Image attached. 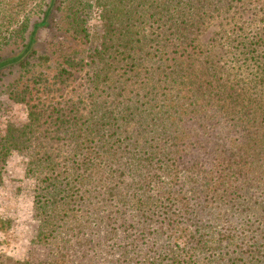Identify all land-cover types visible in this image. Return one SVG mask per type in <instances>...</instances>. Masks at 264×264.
<instances>
[{"label":"trees","instance_id":"16d2710c","mask_svg":"<svg viewBox=\"0 0 264 264\" xmlns=\"http://www.w3.org/2000/svg\"><path fill=\"white\" fill-rule=\"evenodd\" d=\"M109 1L114 5L105 1L107 33L97 50L104 63L100 72L112 85L124 78L123 87L116 88L126 94L127 86H135L139 96L128 100L122 96L117 103L123 105L122 115L116 112L108 118L112 131L94 142L98 150L91 151L99 159L120 154L130 160L115 169L111 165L118 159L102 166L105 169L96 164L84 173L100 174L95 181H106L105 196L121 208L131 206L135 215L125 220L113 211L103 223L109 229L107 237H95V231L82 226L75 232V243L84 242L93 250L110 243L108 264H196V252L214 240L236 243L241 249L239 260L264 264V68L247 82L232 83L216 61L207 56L208 61L199 60L203 53L198 36L222 0H159L161 11L152 1L150 12L144 11L149 8L147 0ZM116 5H129L130 10L117 14ZM162 15L172 19L169 38L163 39L162 33L153 39L143 35L149 20ZM165 25L157 24L155 30L161 32ZM101 118L92 113L83 122L75 121V155L90 137L84 132ZM135 118L140 140L124 136L123 128ZM22 129L26 126L11 125L0 138V160L18 149L17 133ZM102 148L105 152L100 154ZM50 159L46 153L33 158L47 161L51 173L36 198L41 217L38 237L43 239L56 231L50 228V219L70 186L61 182ZM33 160L31 169H43ZM82 174H75L81 178L79 184L85 180ZM150 187L156 192L150 194ZM155 211L160 219L146 215ZM115 216L120 226L128 224L124 241H116L112 234ZM213 227L217 229L211 234ZM87 230L90 233L84 234ZM161 239L166 246L158 245Z\"/></svg>","mask_w":264,"mask_h":264},{"label":"rangeland","instance_id":"374dc122","mask_svg":"<svg viewBox=\"0 0 264 264\" xmlns=\"http://www.w3.org/2000/svg\"><path fill=\"white\" fill-rule=\"evenodd\" d=\"M105 1L0 0V138L11 125L15 129L26 126L17 133L21 136L16 141L18 149H11L0 160V264H108L109 255L112 258L110 243L93 250L84 242L75 243V232L89 226L95 231V237H107L109 229L103 223L113 211L125 220L135 215L131 206L121 208L105 196L106 181H95L100 174L95 177L90 170L84 173L87 167L96 164L105 169L102 166L118 159L116 165H111L115 169L130 160L120 154L116 159L104 156L99 159L92 152L98 150L94 142L112 131L108 118L116 112L122 115L123 105L117 103L125 97L128 100L139 96L135 86H127L126 94L116 88L123 87L124 78L119 79L118 85H112L105 73L100 72L104 63L97 50L102 49L99 46L107 33ZM152 1L154 7L158 4L157 11H161L159 0H147L149 8L144 11L150 12ZM217 3V11L198 36L203 53L199 60L208 61L209 57L216 61L223 76L232 83L247 82L264 68V0ZM107 4L114 5L109 0ZM117 7L119 10L114 9L117 14L130 10L129 5ZM163 15L149 20L150 26L142 34L153 39L162 33L161 37L167 40L172 19ZM163 23H166L164 29L156 31L157 24ZM17 58L18 61L4 63ZM112 101L115 102L111 104ZM115 105L117 109L113 108ZM92 113L103 118L97 126L93 122V127L84 132L90 137L75 155V121L83 122ZM57 116L60 122L55 123ZM138 127L135 118L123 128L124 136H138ZM149 136L154 134L149 132ZM138 142L143 145L142 141ZM102 152L105 148L99 149ZM45 153L52 158L48 162L55 164L56 172L61 174V182H69L70 186L56 203L55 214L50 206L54 215L50 228L56 231L43 239L38 237L41 217L36 198L43 191L44 179L51 173L45 167L47 161L33 158ZM32 160L43 169H31ZM75 170L84 173L81 184L78 183L81 178H75ZM149 190L150 194L156 192L152 187ZM146 215L160 219L157 211ZM113 218L112 234L116 241H124L123 231L128 224L122 227L117 216ZM216 229L213 227L210 233ZM166 244L164 239L158 242L159 246ZM196 253V264H254L243 257L238 259L241 249L236 243L227 245L211 240Z\"/></svg>","mask_w":264,"mask_h":264},{"label":"water","instance_id":"95a60500","mask_svg":"<svg viewBox=\"0 0 264 264\" xmlns=\"http://www.w3.org/2000/svg\"><path fill=\"white\" fill-rule=\"evenodd\" d=\"M28 49H29V48H28ZM24 53H25V52H24ZM24 53H22V55H24ZM20 58H21V57H20ZM18 59H19V58L14 59V60H13V59H12V60H8V61H6V62H4V63H6V64H7V63H12L13 61H18ZM4 63H3V64H4Z\"/></svg>","mask_w":264,"mask_h":264}]
</instances>
